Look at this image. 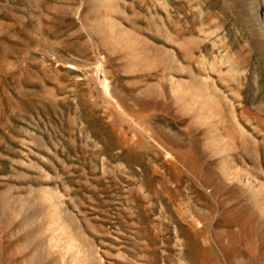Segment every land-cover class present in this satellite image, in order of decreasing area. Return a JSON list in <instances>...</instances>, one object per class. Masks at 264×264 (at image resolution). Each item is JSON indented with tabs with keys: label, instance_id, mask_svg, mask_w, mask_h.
Returning a JSON list of instances; mask_svg holds the SVG:
<instances>
[{
	"label": "rangeland",
	"instance_id": "374dc122",
	"mask_svg": "<svg viewBox=\"0 0 264 264\" xmlns=\"http://www.w3.org/2000/svg\"><path fill=\"white\" fill-rule=\"evenodd\" d=\"M264 0H0V264H264Z\"/></svg>",
	"mask_w": 264,
	"mask_h": 264
},
{
	"label": "bare ground",
	"instance_id": "6f19581e",
	"mask_svg": "<svg viewBox=\"0 0 264 264\" xmlns=\"http://www.w3.org/2000/svg\"><path fill=\"white\" fill-rule=\"evenodd\" d=\"M262 16H263V18H261V23H262V25L264 26V13L262 14Z\"/></svg>",
	"mask_w": 264,
	"mask_h": 264
}]
</instances>
